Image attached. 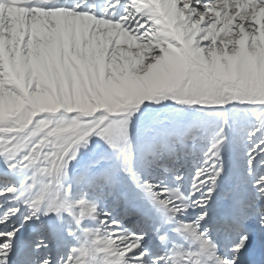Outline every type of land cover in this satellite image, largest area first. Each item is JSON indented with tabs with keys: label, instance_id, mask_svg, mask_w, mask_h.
<instances>
[{
	"label": "snow or ice",
	"instance_id": "snow-or-ice-1",
	"mask_svg": "<svg viewBox=\"0 0 264 264\" xmlns=\"http://www.w3.org/2000/svg\"><path fill=\"white\" fill-rule=\"evenodd\" d=\"M0 264H264V0H0Z\"/></svg>",
	"mask_w": 264,
	"mask_h": 264
}]
</instances>
